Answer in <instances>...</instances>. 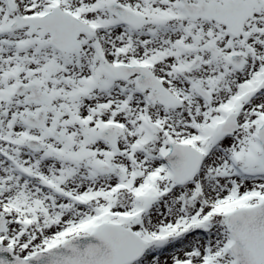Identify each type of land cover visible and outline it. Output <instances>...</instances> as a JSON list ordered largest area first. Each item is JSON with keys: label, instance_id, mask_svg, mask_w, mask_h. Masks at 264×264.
Wrapping results in <instances>:
<instances>
[{"label": "snow or ice", "instance_id": "snow-or-ice-1", "mask_svg": "<svg viewBox=\"0 0 264 264\" xmlns=\"http://www.w3.org/2000/svg\"><path fill=\"white\" fill-rule=\"evenodd\" d=\"M0 264H264V0H0Z\"/></svg>", "mask_w": 264, "mask_h": 264}]
</instances>
